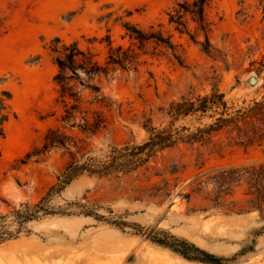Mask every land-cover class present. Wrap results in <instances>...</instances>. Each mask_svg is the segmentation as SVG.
Here are the masks:
<instances>
[{"label": "rangeland", "instance_id": "1", "mask_svg": "<svg viewBox=\"0 0 264 264\" xmlns=\"http://www.w3.org/2000/svg\"><path fill=\"white\" fill-rule=\"evenodd\" d=\"M177 1L0 0V99L9 115L0 136V216L8 215L10 230L16 228L13 212L36 204L73 158L101 157L110 146L144 141L147 119L164 125L167 106L182 95L207 93L214 84L236 103L263 93L264 69L257 70L264 64V0H212L210 54L169 23ZM126 22L170 37L175 50L132 40ZM196 26L189 21L190 32L204 41ZM107 35L111 46L102 41ZM56 37L77 40L101 62L111 49L130 47L127 67L115 64L97 80L112 109L90 104L93 96L83 94L74 121L81 122L87 110L90 119L93 110L106 119L93 135L62 121L51 51ZM56 128L77 147L37 155ZM219 143L214 138L210 145L180 144L128 174L80 176L51 202L55 211L73 213L29 221L17 238L0 243V264H209L189 261L147 237L161 231L226 258L225 264H264V220L258 211H240L246 207L242 190L226 198L237 203L233 211L192 192L218 169L264 162V145L244 148L225 140L218 150Z\"/></svg>", "mask_w": 264, "mask_h": 264}, {"label": "trees", "instance_id": "2", "mask_svg": "<svg viewBox=\"0 0 264 264\" xmlns=\"http://www.w3.org/2000/svg\"><path fill=\"white\" fill-rule=\"evenodd\" d=\"M211 3L212 0H178L168 14L169 23L174 26V29L181 35L187 34L208 54L211 53L212 48L209 36L212 24L207 19V9ZM190 20L196 23V30L204 35V41H199L196 35L190 32ZM124 27L127 35L140 44L154 41L157 45H164L173 51L176 48L171 38H165L160 32H145L130 22L124 23ZM102 41H106L109 46L112 44L110 35ZM51 51L57 66L54 77L58 86L56 101L64 108L62 121L66 127H78L84 133L95 134L106 126L102 111L93 110L90 119L87 116V110L81 122L74 121L76 112H81L83 94L89 92L93 96L90 104H99L101 107L112 109L113 101L106 95L97 80L102 76L108 77L114 71L115 64L126 68L127 62L132 57L130 47L127 50H123L122 46L115 51L111 49L105 62H101L90 49H83L77 40L66 43L56 37L51 42ZM263 69L264 64L261 63L258 73L260 74ZM5 108L3 99H0V136L3 135V124L9 118V115L4 113ZM165 113L167 120L162 126H154L152 121L147 119L143 127L148 137L140 143L128 141L122 145L110 146L101 157L73 158L58 175L57 182L36 204L30 206L25 203L22 209L13 212L12 222L16 225L15 229L10 230L8 215L0 216V243L17 238L26 231L25 224L29 221L56 213L72 214L73 212L66 210L55 211L51 202L55 196H59L74 180L84 174L103 177L136 172L146 167L152 159L166 149L180 144L210 145L214 138H218L220 142L218 150L225 140L229 146L244 148L264 145V91L258 97L236 103L228 100L226 93L219 88L218 84H214L207 93H189L170 102ZM73 147H77L74 138L62 132L60 128L50 129L37 155L54 148H62L70 152ZM209 183L211 189L208 186ZM238 189H241L246 197V207L241 208L240 211H258L264 220V162L218 169L198 182L192 192L204 193L205 198L213 203V207H225L233 211L237 203L235 201L227 203L226 198L233 196ZM190 195L191 193L186 197L189 198ZM72 204L77 206V203ZM110 223L120 227L135 226L136 233L143 231L142 227L125 221H110ZM147 237L189 261L209 264H225L227 261L224 257L200 249L195 244L176 238L166 231L149 234Z\"/></svg>", "mask_w": 264, "mask_h": 264}, {"label": "water", "instance_id": "3", "mask_svg": "<svg viewBox=\"0 0 264 264\" xmlns=\"http://www.w3.org/2000/svg\"><path fill=\"white\" fill-rule=\"evenodd\" d=\"M249 83L253 86L258 84V79L256 77H252L249 79Z\"/></svg>", "mask_w": 264, "mask_h": 264}]
</instances>
